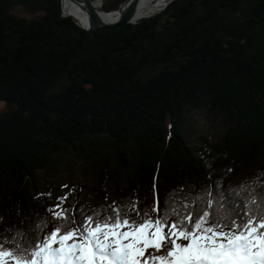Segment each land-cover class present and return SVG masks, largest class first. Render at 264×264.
I'll return each instance as SVG.
<instances>
[{"label":"trees","instance_id":"obj_1","mask_svg":"<svg viewBox=\"0 0 264 264\" xmlns=\"http://www.w3.org/2000/svg\"><path fill=\"white\" fill-rule=\"evenodd\" d=\"M203 109L221 141L191 138ZM69 161L98 168L63 203L77 217L107 210L110 187L163 211L209 176L231 194L264 171V0H181L97 33L61 0H0V240L52 218L40 187Z\"/></svg>","mask_w":264,"mask_h":264},{"label":"snow or ice","instance_id":"obj_2","mask_svg":"<svg viewBox=\"0 0 264 264\" xmlns=\"http://www.w3.org/2000/svg\"><path fill=\"white\" fill-rule=\"evenodd\" d=\"M209 181L178 206L170 193L163 211L157 196L150 210L133 199L77 217L62 207L67 196L58 198L37 234L0 240V264H264V171L231 194Z\"/></svg>","mask_w":264,"mask_h":264},{"label":"rangeland","instance_id":"obj_3","mask_svg":"<svg viewBox=\"0 0 264 264\" xmlns=\"http://www.w3.org/2000/svg\"><path fill=\"white\" fill-rule=\"evenodd\" d=\"M103 1L104 0H94V5L100 12H105L101 10V8L103 7ZM108 1L110 2V8L112 11H108L105 13L118 11V8L127 0ZM20 13H22L21 10L16 11V14ZM143 19L139 20L137 23H139ZM190 131L193 135H191V138L194 141H196L197 137L201 135L211 142H216L222 140L225 134V127L223 126L221 120L218 119L214 113L209 112V110L207 109H203L202 111L194 112L192 114ZM97 171V166H94L93 164L86 165L77 162L72 163V161H69V163L64 162L62 163V166L50 171L47 175H45L46 180L40 187L38 196L46 197L48 210L55 209V207L60 204V200L58 198H63L65 196L71 195L74 190L76 188H79V186L81 185H95L97 183ZM113 191V187L108 188L109 199L111 203H113L114 201ZM49 193L51 194L50 196L48 195ZM63 208L68 209L67 207Z\"/></svg>","mask_w":264,"mask_h":264},{"label":"water","instance_id":"obj_4","mask_svg":"<svg viewBox=\"0 0 264 264\" xmlns=\"http://www.w3.org/2000/svg\"><path fill=\"white\" fill-rule=\"evenodd\" d=\"M63 1L64 0H61V3ZM65 1H69V2L75 1V2L82 5L83 9L85 10L86 14L88 15L89 26L87 28L82 27L75 20L74 21L77 23V25L80 28H82L83 30L88 31L90 33H97V32H100L102 30L113 29V28H117L119 26H124V25H128V24H131V25H137L138 24L137 21L139 19V16L137 15V7H138L139 0H127L123 5H121L118 8V11H117L119 13L118 18L116 20L110 21V22H106L102 19V17L100 16V12L97 10L96 6L94 5L93 0H65ZM180 1L181 0H171L163 8L162 11L167 10L169 7L174 6L175 4H177ZM64 17H66V16H64ZM150 17H152V16H149L146 18H150Z\"/></svg>","mask_w":264,"mask_h":264},{"label":"bare ground","instance_id":"obj_5","mask_svg":"<svg viewBox=\"0 0 264 264\" xmlns=\"http://www.w3.org/2000/svg\"><path fill=\"white\" fill-rule=\"evenodd\" d=\"M171 0H139L137 7V15L139 16V20L154 16L160 12H162L163 8L170 2ZM62 11L63 15L66 17H72L78 24L82 27L89 26L88 15L83 9L82 5L73 1H63L62 2ZM100 12V11H99ZM100 16L106 22L114 21L118 18L119 13L117 11L111 13L100 12ZM137 21V22H138Z\"/></svg>","mask_w":264,"mask_h":264},{"label":"built area","instance_id":"obj_6","mask_svg":"<svg viewBox=\"0 0 264 264\" xmlns=\"http://www.w3.org/2000/svg\"><path fill=\"white\" fill-rule=\"evenodd\" d=\"M94 1V0H93ZM104 3H105V0L103 1V4H102V6L104 5ZM102 9V8H101Z\"/></svg>","mask_w":264,"mask_h":264},{"label":"clouds","instance_id":"obj_7","mask_svg":"<svg viewBox=\"0 0 264 264\" xmlns=\"http://www.w3.org/2000/svg\"><path fill=\"white\" fill-rule=\"evenodd\" d=\"M102 10V9H101Z\"/></svg>","mask_w":264,"mask_h":264}]
</instances>
